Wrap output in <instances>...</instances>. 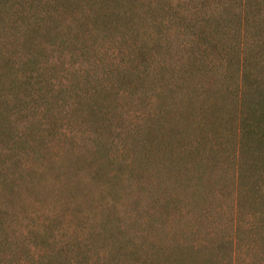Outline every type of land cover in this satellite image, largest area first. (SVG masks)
I'll return each instance as SVG.
<instances>
[{
	"label": "rangeland",
	"instance_id": "obj_1",
	"mask_svg": "<svg viewBox=\"0 0 264 264\" xmlns=\"http://www.w3.org/2000/svg\"><path fill=\"white\" fill-rule=\"evenodd\" d=\"M237 2L123 0L107 24L0 0V264H264V154L241 173L236 135L264 21L246 43Z\"/></svg>",
	"mask_w": 264,
	"mask_h": 264
},
{
	"label": "trees",
	"instance_id": "obj_2",
	"mask_svg": "<svg viewBox=\"0 0 264 264\" xmlns=\"http://www.w3.org/2000/svg\"><path fill=\"white\" fill-rule=\"evenodd\" d=\"M58 1L70 2L67 8H71L73 6V3H77V5H79V3H83V2L88 3V4H94V7L98 5L99 8L95 10L96 13H98V15L95 17L94 20L104 21L107 24L109 23L108 20H110L111 22L115 21V19L113 18V15L110 14L112 11V7L115 6L116 10L123 8L122 7L123 0H58ZM236 5L240 9V14H239V17L236 19L235 26L239 29V32L242 31L241 33L245 34V42L249 43L247 39L254 37L250 35L249 33L252 30L257 29L259 23L264 21L263 20L264 13L262 14V10L260 9H258L257 11L254 9L252 10L250 0H238ZM216 16H218V14H216ZM214 17L215 15L213 14L211 16V19L212 18L214 19ZM214 20L218 21L219 19L215 17ZM220 20H222V18H220ZM206 21L208 22L204 26L206 31L203 29L201 32L196 33V34L199 37L206 39L210 44H212V41L210 40V35H211L210 32L212 31V27H214V30L218 28L215 26L217 23L213 24L210 19ZM221 22L223 21H220V23ZM195 27L196 26H194L192 23H188L187 31L192 32ZM253 41L254 40H252V42ZM241 47H242L241 51H244L245 44H243ZM225 51L227 50L225 49ZM246 63H247L246 58L241 56L239 62L236 64L238 65L237 69H239L237 76H239L240 71L241 72L243 71V74H244V70L245 72L246 70H248L247 68L248 66L246 65ZM231 64L234 65L235 63H231ZM240 88L245 89L241 75H240L239 84L238 82H236V85L233 87V89H236V93L234 92L236 101H241ZM249 88L247 89L251 90ZM256 94H258L257 99L262 100V102L257 103V104L254 103V105L250 107L251 109H249L248 107L246 110L245 109L246 105L250 103V101H246L244 103L245 105H243L244 106L243 112H241L240 114H237L238 120H240L239 121L240 126H238V128L236 129V135H237V138L240 136L239 141H238V149H239L238 154H240L239 158H240V161L242 162L241 166L239 164L238 169L240 168L241 173L244 172L245 174L248 170H251L252 167L254 166L255 159H251L250 154H252L255 150H257L256 145L258 143L260 144V151L264 154V94L261 93L260 89L256 91ZM260 96H263V97H260ZM253 121L258 123L257 125L258 128L255 127L254 124L251 126ZM204 142L207 143V141H204ZM209 144L210 143L206 144V151H208V149L210 148Z\"/></svg>",
	"mask_w": 264,
	"mask_h": 264
}]
</instances>
